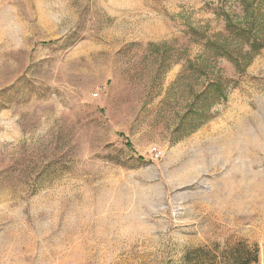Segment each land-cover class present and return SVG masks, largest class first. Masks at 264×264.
<instances>
[{"label":"rangeland","instance_id":"374dc122","mask_svg":"<svg viewBox=\"0 0 264 264\" xmlns=\"http://www.w3.org/2000/svg\"><path fill=\"white\" fill-rule=\"evenodd\" d=\"M0 264H264V0H0Z\"/></svg>","mask_w":264,"mask_h":264},{"label":"trees","instance_id":"16d2710c","mask_svg":"<svg viewBox=\"0 0 264 264\" xmlns=\"http://www.w3.org/2000/svg\"><path fill=\"white\" fill-rule=\"evenodd\" d=\"M227 23L229 24L227 26V28L230 32L236 31V33H237L236 35H240V33H244L245 35L241 36L242 42L244 44L251 42V46L253 47L254 42L251 41L252 37L248 33H245V27L242 24L237 23L238 25H233L234 21L232 19L227 20ZM215 89H216L217 93L221 92V90H222L221 95L223 94V85H222V87L220 85H215ZM217 96H219V95H217Z\"/></svg>","mask_w":264,"mask_h":264},{"label":"built area","instance_id":"2783aa9c","mask_svg":"<svg viewBox=\"0 0 264 264\" xmlns=\"http://www.w3.org/2000/svg\"><path fill=\"white\" fill-rule=\"evenodd\" d=\"M159 157V155L158 154H156V158H158Z\"/></svg>","mask_w":264,"mask_h":264}]
</instances>
